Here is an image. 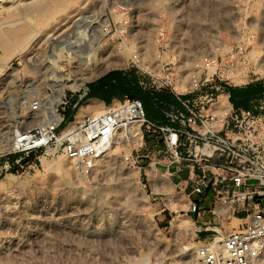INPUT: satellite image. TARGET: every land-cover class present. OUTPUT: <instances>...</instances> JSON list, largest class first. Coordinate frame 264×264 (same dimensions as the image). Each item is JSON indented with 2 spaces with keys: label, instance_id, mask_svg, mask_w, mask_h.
I'll use <instances>...</instances> for the list:
<instances>
[{
  "label": "rangeland",
  "instance_id": "1",
  "mask_svg": "<svg viewBox=\"0 0 264 264\" xmlns=\"http://www.w3.org/2000/svg\"><path fill=\"white\" fill-rule=\"evenodd\" d=\"M28 1L0 0V153L9 148L12 128L41 117L32 99L48 96L55 104L65 91L72 102L77 92L69 89L108 69L131 66L132 50L152 76L173 60L166 65L184 82L192 70L203 75L206 60L217 73L225 72L224 65L240 69L243 82L226 78L230 85L264 81V0H31L32 6L48 8L36 19L23 15ZM16 6L19 16L7 18ZM35 24L42 32L32 46L5 52L10 38ZM159 28L164 46L155 41ZM60 77L65 80L58 93ZM178 88L185 89L183 84ZM82 99L77 104L84 110L102 106ZM66 109L74 111L69 105ZM152 142V135L143 131L139 144L113 147L87 173H79L61 155L40 159L61 160L66 172L45 169L30 155L36 165L23 164L0 178V264H192L194 248L202 242L187 209L193 193L172 184L171 192H163L162 181L159 187L153 179L165 173L155 170L151 176L152 167L145 168L147 180L122 159L129 151L156 149L160 157L161 144L152 147ZM137 158L146 166L148 157ZM130 185L138 196L135 202L123 196ZM214 199L209 193L198 203L212 209ZM231 211L214 219L223 232L234 226ZM178 218L184 221L179 227L174 224Z\"/></svg>",
  "mask_w": 264,
  "mask_h": 264
},
{
  "label": "built area",
  "instance_id": "2",
  "mask_svg": "<svg viewBox=\"0 0 264 264\" xmlns=\"http://www.w3.org/2000/svg\"><path fill=\"white\" fill-rule=\"evenodd\" d=\"M155 41L158 46L166 44L162 28L157 30ZM130 60L129 67L141 76L139 83L143 87L166 90L176 100V105L163 110L165 122L148 118L141 101L127 95L110 101L99 111L91 107L76 119L80 105L77 102L86 85L69 89L77 92L72 102L62 91L49 116L45 114L49 97H36L30 101L31 106L44 117L29 126L12 128L9 148L0 153V178L23 164L27 168L36 165L33 159L40 160V156L56 155L70 159L79 173H87L96 158L108 150L115 131L136 122L141 134L144 131L152 135V147L161 144V158L157 161L174 163L177 168L187 164V177L192 181L190 193L197 195L189 200V211L199 209L204 188L217 197L210 211L218 218L226 214L216 211L215 204L227 202L229 195L232 198L237 192L250 191L259 197L261 208L249 212L241 229L226 231L219 240L211 235L210 239H201L194 248L192 264H264V97L247 107L232 105L226 78L243 82L244 74L238 67L224 65L225 72L217 73L216 66L210 69L211 61L205 60L201 65L203 75L192 70L182 82L169 71L171 65H166L173 60L160 65L155 76L141 66V56L136 51H131ZM180 84L185 89L180 90ZM219 94L224 95L227 106L218 105ZM68 105L75 109L73 118L63 124ZM30 155L32 160L28 159ZM138 156L129 151L122 159L126 166L138 168Z\"/></svg>",
  "mask_w": 264,
  "mask_h": 264
},
{
  "label": "bare ground",
  "instance_id": "3",
  "mask_svg": "<svg viewBox=\"0 0 264 264\" xmlns=\"http://www.w3.org/2000/svg\"><path fill=\"white\" fill-rule=\"evenodd\" d=\"M31 0H29L28 2L23 4V7L25 8V10L23 11V15L32 17L36 19L37 15H45L48 12V8H43L41 9L38 5L36 6H32L33 4L30 3ZM18 7H14L13 9H11V11L6 13V17L7 18H13L18 15ZM5 17V18H6ZM6 18V19H7ZM37 25V26H36ZM40 24H35V25H27L25 26L22 30H20L15 36H13L12 38L9 39V43L6 46L5 52L6 53H12L18 51L17 53H20L21 51L27 50L30 46H32L35 37L38 36V34H41L40 32H42V30H40L38 28ZM102 46L96 47L99 48L98 51L100 50ZM104 47V46H103ZM80 53V52H79ZM83 53V52H82ZM104 54V53H103ZM108 54V53H107ZM103 56V55H102ZM85 58V57H82ZM102 58V57H101ZM81 59V58H79ZM109 60V59H108ZM95 69V68H94ZM92 72V71H91ZM60 83L63 82L65 80V78L60 77ZM82 80V79H81ZM79 85H77L78 87ZM63 84H60V88L58 89V93L62 90ZM57 93V94H58ZM58 96V95H57ZM224 96L223 94H219L218 95V105L220 103H226L225 98L222 97ZM99 102V101H98ZM53 105H55L54 103L52 104L51 99H49L48 101V105L46 108V115L49 116L53 113L54 107ZM91 105V104H90ZM95 111H99L102 106H97V104H92ZM227 106V105H224ZM89 107V108H91ZM88 108V109H89ZM85 109V110H88ZM78 112L77 114H75L76 119H79L81 117V114L85 111L84 109H82V106L80 107V105L77 108ZM43 115V114H42ZM39 117V119L37 121H41V119H43L44 116ZM141 131L140 128L138 127L136 122H130L128 124H125L124 126H121L119 129H117L111 139V144L108 148L107 151H105L102 155L107 154L109 151H112V148H119L121 146H132V145H137L140 143L141 140ZM41 157V156H40ZM61 159V158H60ZM67 159V158H66ZM41 163L43 168L48 169V170H54L56 172H66L69 170L68 167H66V165L63 163V161L61 160H57V161H47L44 158H41ZM70 160V159H68ZM263 160H264V154H263ZM148 165H152V161L149 162ZM131 167V166H129ZM150 175L153 176L155 175V169L152 168L150 169ZM10 179V177H9ZM8 179V181H9ZM153 179V178H152ZM154 184H156L155 182H160L164 185V190H161L163 192H171L172 190H170V186L171 183L169 182L168 178L166 177V174L161 175V176H154ZM161 183H158L157 186L160 187ZM136 190L131 187L130 185V189L128 188L127 190H125L123 195L127 200L130 201H136L137 200V195L135 194ZM168 196L167 201L169 202V204H171V207L176 210L177 206H173V202L175 199H171L169 198V196H171L170 194L166 195ZM123 197V198H124ZM258 195L254 192H250V191H240L237 192L236 195L234 197H232L229 201L227 202H217L215 204L214 209L216 211L219 212H224L227 211L230 207H232V214H233V220H234V226L227 228L226 231H230V230H239L240 228H242L243 224L246 221V213H248V211H252V210H256L261 208L260 203L258 202ZM232 202V204L228 203V202ZM237 211V212H236ZM239 213H245L244 216H240ZM176 223V226H181L183 225L184 221L181 218H178L177 220L174 221V224ZM195 228V227H194ZM192 228V230L194 229ZM214 229L217 230V233H214L211 235V237H214L215 240H219L221 239V237L223 236L224 232L223 230H220L217 228V226H214ZM225 231V232H226Z\"/></svg>",
  "mask_w": 264,
  "mask_h": 264
},
{
  "label": "trees",
  "instance_id": "4",
  "mask_svg": "<svg viewBox=\"0 0 264 264\" xmlns=\"http://www.w3.org/2000/svg\"><path fill=\"white\" fill-rule=\"evenodd\" d=\"M141 76L133 67L111 68L88 81L83 97L94 96L109 101L110 96L121 98L127 95L130 98H138L141 101L144 114L153 120L165 122L163 110L170 104L176 105L174 97L163 89H150L143 87L139 81ZM229 93V101L233 106H248V97H261L264 86L258 81H250L244 87L226 85ZM82 97V98H83Z\"/></svg>",
  "mask_w": 264,
  "mask_h": 264
},
{
  "label": "crops",
  "instance_id": "5",
  "mask_svg": "<svg viewBox=\"0 0 264 264\" xmlns=\"http://www.w3.org/2000/svg\"><path fill=\"white\" fill-rule=\"evenodd\" d=\"M101 74H99V75H101ZM258 82L260 83V85L264 86V81H258ZM245 84L237 85V86L244 87ZM166 92H168V91H166ZM252 97L253 96L250 95L247 98L248 99L247 101L250 104L252 103V101L264 97V92H263L261 97H258V98H252ZM92 99L99 101L102 104V106H105L110 101H112L114 99H119V98L114 97V96H110L109 101H106V100H103V99H100V98H97L94 96H86L82 99V101L92 100ZM73 112L74 111H68V109H65L64 114H65V117H67L69 121L73 118V114H74ZM146 154H147V156H145ZM137 155L144 156V157L149 156L148 160H145V161H147L146 166H144V165L142 166V164L139 163L140 159H142V158H138V172L140 175L145 174L146 179H147L145 168H151L153 166L158 173H165L166 174V177L168 178L169 182L173 185V187H180V190H184L186 187H188L187 191H191L192 181L187 177L188 167H187L186 163H183V165L181 167L177 168L174 163H166L163 161L160 162V160L157 161L158 159L161 158V155L159 157V156H157L155 151L151 152L150 150L148 151V153L145 152V153H141V154H137ZM150 161H152V165H148ZM156 165L160 166V169H157ZM241 189L243 190L244 188H241ZM203 191H204V193L202 194L201 200L204 198V196L209 194V192H207V191H209L208 189L204 188ZM187 196H188V194H187ZM196 198H197V195L193 194L192 198L191 199L189 198V200H194ZM201 207L202 206L199 205V209L197 211H192L190 214V217L192 218L193 224L195 226V231H196L195 236L197 237V240H201L203 238H206L207 236L212 235L214 226H216L215 224L217 223V221H214V219L215 218L218 219V216L215 213H212L210 211V209H205L204 207H202V208Z\"/></svg>",
  "mask_w": 264,
  "mask_h": 264
}]
</instances>
